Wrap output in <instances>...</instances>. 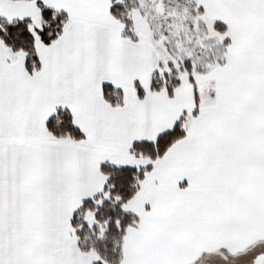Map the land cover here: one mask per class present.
Wrapping results in <instances>:
<instances>
[{
  "label": "snow or ice",
  "instance_id": "obj_1",
  "mask_svg": "<svg viewBox=\"0 0 264 264\" xmlns=\"http://www.w3.org/2000/svg\"><path fill=\"white\" fill-rule=\"evenodd\" d=\"M0 264H264V0H0Z\"/></svg>",
  "mask_w": 264,
  "mask_h": 264
}]
</instances>
